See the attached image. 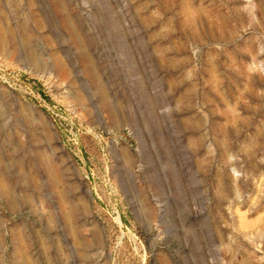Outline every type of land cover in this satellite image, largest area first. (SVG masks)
<instances>
[{
	"label": "rangeland",
	"instance_id": "rangeland-1",
	"mask_svg": "<svg viewBox=\"0 0 264 264\" xmlns=\"http://www.w3.org/2000/svg\"><path fill=\"white\" fill-rule=\"evenodd\" d=\"M0 181V264H264V0H0Z\"/></svg>",
	"mask_w": 264,
	"mask_h": 264
},
{
	"label": "bare ground",
	"instance_id": "bare-ground-1",
	"mask_svg": "<svg viewBox=\"0 0 264 264\" xmlns=\"http://www.w3.org/2000/svg\"><path fill=\"white\" fill-rule=\"evenodd\" d=\"M60 67H63L61 64H60ZM0 186L4 189V190H6V184L4 183V182H2V181H0Z\"/></svg>",
	"mask_w": 264,
	"mask_h": 264
}]
</instances>
